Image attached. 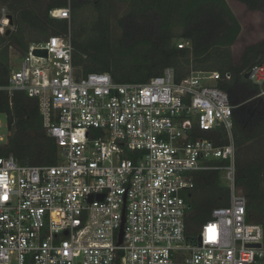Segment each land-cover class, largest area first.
I'll list each match as a JSON object with an SVG mask.
<instances>
[{"label": "built area", "instance_id": "2783aa9c", "mask_svg": "<svg viewBox=\"0 0 264 264\" xmlns=\"http://www.w3.org/2000/svg\"><path fill=\"white\" fill-rule=\"evenodd\" d=\"M49 15L67 30L30 43L0 90L36 100L58 158L24 165L0 154V264H264L263 228L236 185L232 106L217 85L230 74L176 80L165 67L145 83L84 74L73 63L69 7ZM7 29L14 17L0 4V34ZM246 74L262 85L264 63ZM7 136L1 113L0 147ZM210 171L229 189L228 204L189 230L186 195L195 174Z\"/></svg>", "mask_w": 264, "mask_h": 264}, {"label": "trees", "instance_id": "16d2710c", "mask_svg": "<svg viewBox=\"0 0 264 264\" xmlns=\"http://www.w3.org/2000/svg\"><path fill=\"white\" fill-rule=\"evenodd\" d=\"M127 1L136 8L113 17L114 0H0L11 11L15 25L8 35L0 34V87L8 82L10 46L25 53L30 43L65 32L68 21L49 15L52 9L63 7L70 9L73 63L81 73L108 72L115 81L129 83H145L165 67L174 69L176 80L191 71H217L222 76L229 73L230 78L219 80L217 85L227 92L232 106L236 185L242 188L250 220L264 231V83L258 85L246 77L252 65L264 63V39L245 47L235 62L231 45L239 24L225 0ZM237 1L249 10L264 12V0ZM87 5L96 16L82 26ZM176 8H182V29L176 37L188 41V47L179 48L172 42L175 35L166 14ZM112 18L123 49L114 48ZM35 31L46 38H35ZM138 47H143L139 57L132 56ZM1 113L6 116L8 136L0 154L11 155L24 165L57 162V147L42 128L34 98L21 91L9 97L0 90ZM215 141L223 144L226 138L221 133ZM194 182L186 195L189 230L208 220L212 209L226 206L229 198V189L221 184L218 171L196 173Z\"/></svg>", "mask_w": 264, "mask_h": 264}, {"label": "rangeland", "instance_id": "374dc122", "mask_svg": "<svg viewBox=\"0 0 264 264\" xmlns=\"http://www.w3.org/2000/svg\"><path fill=\"white\" fill-rule=\"evenodd\" d=\"M180 2L184 0H178ZM229 6L232 14L236 18L239 24V32L235 38L233 44L231 45V52L235 62L238 61L242 51L245 47L257 43L264 39V12L260 10H249L243 3L237 0H225ZM136 4L132 5L127 0H114L111 4L112 11L111 14L113 17L120 16L127 12L129 9H135ZM182 8H176L171 10L166 14L167 22L171 27L175 37L172 39L174 44H179L182 40L176 37L182 29V17H181ZM96 12L91 5H87L84 10L83 17L81 18L82 26L88 25V23L95 18ZM84 23V24H83ZM111 31H112V40L114 43V48H124L123 42L120 40L119 29L116 21L112 18L111 21ZM35 38L45 39L46 35H40L37 31L33 32ZM143 47H138L134 49V54L132 56L139 57V52L142 51ZM17 49H10V65L13 69L20 68L23 56ZM131 56V57H132ZM80 70V68H78ZM224 183L223 181H221ZM238 191L243 195L242 188L237 186Z\"/></svg>", "mask_w": 264, "mask_h": 264}, {"label": "water", "instance_id": "95a60500", "mask_svg": "<svg viewBox=\"0 0 264 264\" xmlns=\"http://www.w3.org/2000/svg\"><path fill=\"white\" fill-rule=\"evenodd\" d=\"M9 21H10V23L12 22L11 15H9ZM9 33H10V30L7 29L5 31V35H8ZM33 54L38 55V56H46L47 55L46 50H44V49H35V50H33ZM246 77H248L247 74H246ZM98 198L101 199L102 195H99ZM122 230H123V227L121 226L120 231H119V241L121 240Z\"/></svg>", "mask_w": 264, "mask_h": 264}]
</instances>
